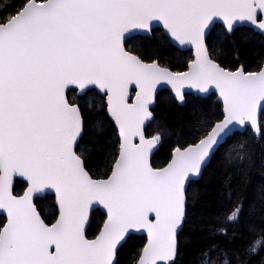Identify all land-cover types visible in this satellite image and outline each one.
Wrapping results in <instances>:
<instances>
[{"label": "snow or ice", "instance_id": "snow-or-ice-1", "mask_svg": "<svg viewBox=\"0 0 264 264\" xmlns=\"http://www.w3.org/2000/svg\"><path fill=\"white\" fill-rule=\"evenodd\" d=\"M218 21L224 35L246 23L264 36V0H18L0 15V211L6 214L0 221V264H119L120 249L133 232L146 233L135 264H175L189 215L187 185L215 152L237 131L250 129L249 137L228 144L225 163L246 176L259 146L264 167V56L253 70L242 62H220L205 42ZM153 22L170 42L191 47L186 71H173L156 50L149 55L128 45L131 36L150 34ZM164 84L180 103L185 87L198 94L214 88L222 113L204 114L196 142L176 147L166 166L153 167L150 157L164 132L149 134L147 127L155 119L150 109L157 87ZM92 88L104 97L118 134L107 169L98 176L85 152L77 151L85 116L68 97L69 91ZM18 178L25 184L22 194L14 193ZM231 180L225 179L226 200L216 217L223 226L214 234L231 232L236 239L245 204L233 199ZM49 194L58 208L51 223L37 204ZM259 201L264 212V192ZM97 206L104 214L89 238ZM255 211L253 202L249 213ZM246 227L256 233L254 225ZM261 249L264 227L239 248L208 245L199 260L247 264L241 257Z\"/></svg>", "mask_w": 264, "mask_h": 264}, {"label": "trees", "instance_id": "trees-1", "mask_svg": "<svg viewBox=\"0 0 264 264\" xmlns=\"http://www.w3.org/2000/svg\"><path fill=\"white\" fill-rule=\"evenodd\" d=\"M17 4L18 0H0V15L6 11H12ZM224 32L220 25H214L211 29L206 45L212 55L220 62L226 64L242 62L247 70H253L257 61L264 56V37L246 27H237L231 35H224ZM127 43L149 55L156 50L160 61L171 67L173 71H184L188 60L192 58L190 50L176 49L159 29H153L149 37L134 36L128 39ZM237 57H239L238 60ZM68 97L80 105L85 116V130L77 151L85 152L90 169L98 176L107 169L108 154L118 145L116 131L105 111L104 98L94 90H88L81 96L69 91ZM152 112L155 119L148 125V133L163 130L164 135L151 163L153 167H161L167 163L174 148H183L196 142L198 134L195 128L198 121L206 113L220 115L221 106L217 103L214 94L205 98L186 94L185 102L180 103L168 91L162 90L156 97ZM250 134V129L237 132L228 144L235 139L249 137ZM108 141L115 143L106 144ZM228 144L221 146L215 152L203 169L200 178L190 182L187 187L189 215L183 229L179 232V254L175 264H200L201 251L213 243H222L234 249L239 248L246 239L253 238L255 234H258L259 229L264 227V212L261 211L259 201L260 193L264 192V167L261 166L259 146H257L255 166L246 176H242L225 163L224 152ZM102 145L104 146L101 147ZM229 175L232 177L233 199L242 198L245 204V222L236 233V239H232L231 232L228 237L214 234L216 229L223 226L216 217L222 202L226 200L225 179ZM24 187L25 184L17 180L14 193L21 194ZM193 192L197 194L195 199L192 197ZM253 202L256 203V211L250 214L249 205ZM37 204L46 222H53L57 216L53 196L47 195L37 200ZM102 217L103 214L99 210L92 212L91 226L88 228L89 238L95 234ZM3 220H5L4 217L0 216V221ZM248 224L255 226L256 233L248 232L246 227ZM144 242L143 236H129L120 249L119 264H135L138 251ZM262 257H264V249H261L258 255L250 258L242 256L241 259H247V264H259Z\"/></svg>", "mask_w": 264, "mask_h": 264}, {"label": "water", "instance_id": "water-1", "mask_svg": "<svg viewBox=\"0 0 264 264\" xmlns=\"http://www.w3.org/2000/svg\"><path fill=\"white\" fill-rule=\"evenodd\" d=\"M215 25H220V26H222L223 27V24H222V22H217ZM237 27H246V28H248V29H251V30H253L254 32H256V33H258L259 35H261L258 31H256V30H254L250 25H248V24H246V23H240V24H238L237 25ZM236 27V28H237ZM213 28V26H211L207 31H206V36H205V42H206V40H207V37H208V35H209V33H210V31H211V29ZM235 28V29H236ZM153 29H159V30H161L162 31V33L166 36V34L164 33V30H163V28H162V25L159 23V22H153V28H152V30ZM224 29V28H223ZM225 31V30H224ZM134 36H151V33L150 34H136V35H133V36H131L130 38H132V37H134ZM262 36V35H261ZM262 37H264V36H262ZM129 38V39H130ZM171 44H172V46H174L176 49H178V50H180V51H183V50H190L191 51V56H192V58H193V55H192V49H191V47L190 46H179L177 43H175V42H170ZM187 70V66H186V69L184 70V71H186ZM90 90H94V91H96L97 92V94H99L100 96H102V94L101 93H99V91H98V89H95V88H92V89H90ZM162 90H166V91H168L171 95H172V97L175 99V95H174V93L172 92V90H171V87L169 86V85H166V84H164L163 86H160V85H158V87H157V92L155 93V100H154V104H153V106L151 107V111H152V109L154 108V106H155V101H156V97H157V95H158V93L160 92V91H162ZM88 91V90H87ZM86 92V91H85ZM85 92H80L79 90H77L76 91V95H78V96H81V95H83ZM184 94L186 95V94H191V95H193V96H195V97H201V98H205V97H207L208 95H210V94H214L215 96H216V101H217V103L218 104H220V106H221V113H222V101L220 100V98H219V96H218V94L215 92V89L213 88V89H211V91L209 92V93H207V94H198L197 92H196V90L195 89H191V88H188V87H185V89H184ZM134 95H135V89H134V86H132V96L134 97ZM176 100V99H175ZM177 101V100H176ZM104 102H105V99H104ZM131 102V101H130ZM105 111H106V114H107V110H106V103H105ZM107 117H108V119L110 120V122L112 123V125L114 126V122L111 120V118L108 116V114H107ZM114 129H115V126H114ZM244 131V130H243ZM243 131H237V132H243ZM117 134V133H116ZM117 137H118V134H117ZM161 143V142H160ZM160 143L156 146V148H154V150H153V153L151 154V157H150V161L152 160V157H153V155L155 154V152L157 151V149L159 148V146H160ZM187 147V146H186ZM175 149V148H174ZM173 149V150H174ZM173 150H172V152H171V156H170V158H169V160L172 158V153H173ZM169 160L167 161V163L169 162ZM167 163L166 164H164L163 166H161V167H164V166H166L167 165ZM209 163V162H208ZM208 165V164H207ZM205 168V167H204ZM201 176V175H200ZM200 176L198 177V178H192V180H191V182L192 181H196V180H198L199 178H200ZM18 181H21V182H23L21 179H17ZM16 180V181H17ZM15 185V184H14ZM188 185H189V183H188ZM188 185H187V187H188ZM23 193V192H22ZM21 193V194H22ZM49 195H51V196H53V198H54V204H55V197H54V194H49ZM43 198V197H42ZM55 206H56V204H55ZM56 209H57V215H58V208H57V206H56ZM95 210H99L102 214H104V211H103V209H102V206H97L96 207V209ZM94 210V211H95ZM92 214V213H91ZM0 216H3L4 217V219H6V214H4V213H2V211H0ZM54 222V221H53ZM131 235H137V236H143L144 238H145V240H146V233H143V232H133L132 234H130L129 236H131ZM128 236V237H129ZM125 243V242H124Z\"/></svg>", "mask_w": 264, "mask_h": 264}]
</instances>
